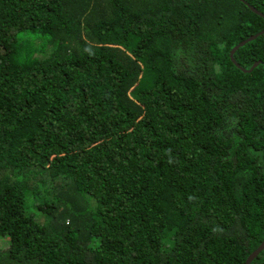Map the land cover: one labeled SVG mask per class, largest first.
I'll list each match as a JSON object with an SVG mask.
<instances>
[{
  "label": "trees",
  "instance_id": "obj_1",
  "mask_svg": "<svg viewBox=\"0 0 264 264\" xmlns=\"http://www.w3.org/2000/svg\"><path fill=\"white\" fill-rule=\"evenodd\" d=\"M251 8L0 0V264H246L264 34L230 53L264 31Z\"/></svg>",
  "mask_w": 264,
  "mask_h": 264
},
{
  "label": "water",
  "instance_id": "obj_2",
  "mask_svg": "<svg viewBox=\"0 0 264 264\" xmlns=\"http://www.w3.org/2000/svg\"><path fill=\"white\" fill-rule=\"evenodd\" d=\"M251 10L254 12V13H256V14H258V15H260V16H262L263 18H264V16L262 15V14H260L259 12H257V10L256 9H254V8H251ZM262 34H264V31H262V32H260V33H258V34H255V35H253V36H251V37H249L248 39H246L244 42H241V43H239L237 46H235L232 50H231V53H230V57H231V59H232V61H233V58H232V56H233V54H234V52L239 48V47H241V46H243L245 43H247L248 41H251V40H254L257 36H259V35H262ZM234 62V61H233ZM260 64V61H258V62H256V63H254L253 64V66L251 67V69L252 68H254V67H256L257 65H259ZM250 69V70H251ZM249 70V71H250ZM245 71V70H244ZM263 248H264V240H263V242L261 243V245L248 257V259H247V261H246V264H249L251 261H252V259H254L257 255H258V253L261 251V250H263Z\"/></svg>",
  "mask_w": 264,
  "mask_h": 264
}]
</instances>
